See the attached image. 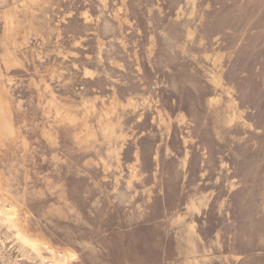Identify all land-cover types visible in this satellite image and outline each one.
I'll return each instance as SVG.
<instances>
[{
  "label": "rangeland",
  "instance_id": "obj_1",
  "mask_svg": "<svg viewBox=\"0 0 264 264\" xmlns=\"http://www.w3.org/2000/svg\"><path fill=\"white\" fill-rule=\"evenodd\" d=\"M0 95V264H264V0H0Z\"/></svg>",
  "mask_w": 264,
  "mask_h": 264
},
{
  "label": "bare ground",
  "instance_id": "obj_2",
  "mask_svg": "<svg viewBox=\"0 0 264 264\" xmlns=\"http://www.w3.org/2000/svg\"><path fill=\"white\" fill-rule=\"evenodd\" d=\"M165 34V36L167 35V33L165 32L164 33ZM215 80V83H217L218 82V79L216 78V79H214ZM0 97H1V95H0ZM1 103V102H0ZM183 119H185V116H184V118ZM50 251V250H49ZM33 260V259H32Z\"/></svg>",
  "mask_w": 264,
  "mask_h": 264
}]
</instances>
